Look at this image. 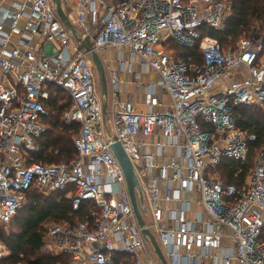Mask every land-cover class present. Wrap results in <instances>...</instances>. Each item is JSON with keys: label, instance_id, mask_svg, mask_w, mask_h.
Returning a JSON list of instances; mask_svg holds the SVG:
<instances>
[{"label": "built area", "instance_id": "1", "mask_svg": "<svg viewBox=\"0 0 264 264\" xmlns=\"http://www.w3.org/2000/svg\"><path fill=\"white\" fill-rule=\"evenodd\" d=\"M7 1L0 2V226L15 222L33 192L65 191L75 211L86 201L100 211L93 223L52 225L46 239L52 254L71 256L70 264H158L111 150L116 138L135 168L152 215L147 227L168 264H264V147L242 188L213 173L226 159L245 164L256 140L237 127L235 109L264 107L262 39L241 38L224 50L203 35L226 30L233 1L63 0L97 52L127 48L129 71L138 59L169 98L164 105L149 95L147 109L137 111L117 100L120 71H113L109 120L91 55L75 43L51 0ZM170 39L189 48L199 43L203 65L177 60L164 47ZM120 64L124 70L127 63ZM53 90L71 98L63 121L79 127L71 164L31 158L50 131L46 104ZM153 137L160 140L152 143ZM188 193L197 198H183Z\"/></svg>", "mask_w": 264, "mask_h": 264}, {"label": "trees", "instance_id": "2", "mask_svg": "<svg viewBox=\"0 0 264 264\" xmlns=\"http://www.w3.org/2000/svg\"><path fill=\"white\" fill-rule=\"evenodd\" d=\"M232 1L234 14L228 20L226 30L221 33L203 29V35L218 40L224 50L234 49L244 36L250 39L259 37L264 44V0ZM164 47L177 60L189 66L203 65L199 43L189 48L170 39ZM71 104L72 100L65 92L52 91V96L46 104L50 110V116L47 119L50 131L40 139V150L31 154L33 162L52 165L60 162L71 164L77 160L78 152L74 145V138L78 135L79 127L67 125L63 121V115ZM261 108L264 107H239L234 111L237 127L243 132L256 135V140L250 144V155L245 164L226 159L215 169L222 174V181L225 184H235L242 188L254 167L257 154L264 147V112ZM29 198L22 217L14 222L19 232L6 237L0 231V240L10 252L9 256L0 259V264H70L72 257L69 255H54L43 251L48 233L47 225L62 222L93 223L96 220L95 214H98L100 209L94 203L86 201L78 211H75L73 199L68 198L65 191L53 192L48 197L33 192Z\"/></svg>", "mask_w": 264, "mask_h": 264}, {"label": "water", "instance_id": "3", "mask_svg": "<svg viewBox=\"0 0 264 264\" xmlns=\"http://www.w3.org/2000/svg\"><path fill=\"white\" fill-rule=\"evenodd\" d=\"M51 2L61 22L70 32L76 43L80 45L81 50L91 55L92 63L96 69L101 86V102L103 114L105 116V119L109 120L108 108L110 94L106 76V68L101 54L95 50L91 39L84 38V35L79 32L71 17L69 16L63 0H51ZM114 140L115 142L112 143L111 150L113 151L114 156L123 171L128 194L134 209V214L139 226L142 229L143 236L145 240L151 244L152 248L154 249L155 255L157 256L161 264H168L155 235L149 231L147 223L143 217L141 206L143 207L145 205V196L139 178L136 175L135 168L129 156L125 152L122 144L116 141V138Z\"/></svg>", "mask_w": 264, "mask_h": 264}, {"label": "crops", "instance_id": "4", "mask_svg": "<svg viewBox=\"0 0 264 264\" xmlns=\"http://www.w3.org/2000/svg\"><path fill=\"white\" fill-rule=\"evenodd\" d=\"M15 1L20 0H8L6 2L7 5L13 3ZM2 2V0H0ZM68 6V5H67ZM69 8V6H68ZM68 13L71 12V9L67 11ZM74 18V19H73ZM71 19L75 24L76 15L72 14ZM76 43V41H75ZM103 59L105 68H106V76L109 88V100L113 99V89L111 85V75L113 71H120V79L121 84L119 86V91L116 96L117 100L121 102H128L131 103L137 111H145L147 109L146 101L149 95L156 94L161 102L165 105L169 103V98L163 93L161 87L158 84V77L152 71L145 72L143 67L141 66V62L136 59L133 66V71H129L128 69V61L130 58V52L125 47H113L104 50L100 53ZM121 62L127 63L124 70H121ZM101 96V91H100ZM157 110H163V107H157ZM157 140L156 137L150 139L152 143H155ZM161 142H164L161 139ZM152 147L147 146L144 148L145 153H151ZM166 155L173 156L175 152L172 149L165 148ZM154 173V171H152ZM183 198L187 199H195L197 198L196 194L188 193L184 194ZM166 208H169L168 204H165Z\"/></svg>", "mask_w": 264, "mask_h": 264}, {"label": "rangeland", "instance_id": "5", "mask_svg": "<svg viewBox=\"0 0 264 264\" xmlns=\"http://www.w3.org/2000/svg\"><path fill=\"white\" fill-rule=\"evenodd\" d=\"M65 8L67 9V11H69V8H68V6L65 4ZM74 19V18H73ZM75 22H76V20H75ZM241 38H246L245 36L244 37H241ZM95 70V75H96V83H97V86H98V93L100 94V91H101V86H100V82H99V79H98V75H97V72H96V69H94ZM57 95H58V93H57ZM261 110L264 112V108H261ZM108 128H109V130H112L113 129V125H112V122H111V120L110 121H108ZM214 173V175L215 176H217L218 178H220L221 180H223L222 179V174L219 172V171H214L213 172ZM249 179V178H248ZM247 179V180H248ZM51 195V193L49 194V195H45V196H50ZM145 198V205L142 207L141 206V210H142V214H143V217H144V219H145V221H146V223L148 224V225H151L152 224V215H151V211H150V207H149V204H148V202H146V196L144 197ZM25 209L26 208H24L23 210H22V213H20V215H18V218L19 217H22V215H23V211H25ZM147 210V211H146ZM17 218V219H18ZM16 219V220H17ZM16 222V221H15ZM52 226V224H48L47 225V229H49L50 227ZM0 231L6 236V237H10L11 235H13V234H15V233H18L19 232V230H18V227L15 225V223H13V224H11V225H9V226H0ZM151 232H154L153 230L151 231ZM46 239H47V236H46ZM45 253H51L50 252V249L48 248V241L46 240V243H45V247H44V250H43ZM149 251L151 252V254H152V251H151V249H150V247H149ZM9 250H8V248H7V246L0 240V254H2V255H5V256H9ZM152 256H154L153 254H152ZM157 263L158 264H160L159 263V261H157Z\"/></svg>", "mask_w": 264, "mask_h": 264}]
</instances>
